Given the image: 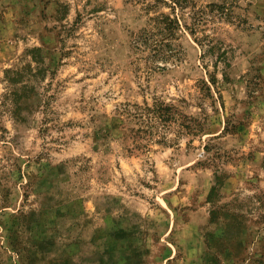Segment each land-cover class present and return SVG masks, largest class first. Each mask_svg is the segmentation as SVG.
Listing matches in <instances>:
<instances>
[{
  "label": "rangeland",
  "instance_id": "1",
  "mask_svg": "<svg viewBox=\"0 0 264 264\" xmlns=\"http://www.w3.org/2000/svg\"><path fill=\"white\" fill-rule=\"evenodd\" d=\"M0 0V264H264V0Z\"/></svg>",
  "mask_w": 264,
  "mask_h": 264
},
{
  "label": "trees",
  "instance_id": "2",
  "mask_svg": "<svg viewBox=\"0 0 264 264\" xmlns=\"http://www.w3.org/2000/svg\"><path fill=\"white\" fill-rule=\"evenodd\" d=\"M169 1H171L172 4H174V5H178V3H180L179 0H169Z\"/></svg>",
  "mask_w": 264,
  "mask_h": 264
}]
</instances>
